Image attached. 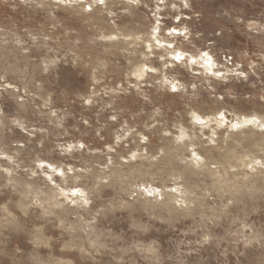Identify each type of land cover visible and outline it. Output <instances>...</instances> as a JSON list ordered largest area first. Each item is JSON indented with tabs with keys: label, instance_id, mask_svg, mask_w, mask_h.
<instances>
[{
	"label": "rangeland",
	"instance_id": "1",
	"mask_svg": "<svg viewBox=\"0 0 264 264\" xmlns=\"http://www.w3.org/2000/svg\"><path fill=\"white\" fill-rule=\"evenodd\" d=\"M0 264H264V0H0Z\"/></svg>",
	"mask_w": 264,
	"mask_h": 264
}]
</instances>
